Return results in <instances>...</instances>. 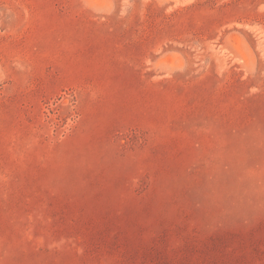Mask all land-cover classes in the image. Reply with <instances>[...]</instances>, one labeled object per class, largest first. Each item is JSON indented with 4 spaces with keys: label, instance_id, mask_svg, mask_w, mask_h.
Listing matches in <instances>:
<instances>
[{
    "label": "rangeland",
    "instance_id": "1",
    "mask_svg": "<svg viewBox=\"0 0 264 264\" xmlns=\"http://www.w3.org/2000/svg\"><path fill=\"white\" fill-rule=\"evenodd\" d=\"M0 264H264V0H0Z\"/></svg>",
    "mask_w": 264,
    "mask_h": 264
}]
</instances>
